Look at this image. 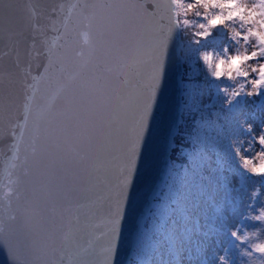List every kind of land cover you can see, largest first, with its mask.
Instances as JSON below:
<instances>
[{
	"label": "snow or ice",
	"instance_id": "6c2138e0",
	"mask_svg": "<svg viewBox=\"0 0 264 264\" xmlns=\"http://www.w3.org/2000/svg\"><path fill=\"white\" fill-rule=\"evenodd\" d=\"M37 6L0 0L3 264H120L122 221L181 66L158 194L133 230L147 251L129 248V264H264V0Z\"/></svg>",
	"mask_w": 264,
	"mask_h": 264
},
{
	"label": "water",
	"instance_id": "95a60500",
	"mask_svg": "<svg viewBox=\"0 0 264 264\" xmlns=\"http://www.w3.org/2000/svg\"><path fill=\"white\" fill-rule=\"evenodd\" d=\"M34 2L38 5L35 9L38 13L41 7L50 5V0H34ZM181 72L182 66L174 69L171 73L160 102L159 110L156 113L154 133L149 142L143 163L140 166V172L136 181V190L132 196V203L128 206L126 217L122 221V235L118 242L119 255L117 257L120 264H126L129 258L127 253L129 248L133 246V230L139 225V221L143 217L141 209L143 208L146 212L152 197L158 189L157 187L154 191V186L157 185L158 170L161 167L163 159L164 137L176 111L177 81L181 76ZM7 155H10L8 152V141H4L3 144H0V178H2L3 159ZM3 262V254H0V264H3Z\"/></svg>",
	"mask_w": 264,
	"mask_h": 264
},
{
	"label": "rangeland",
	"instance_id": "374dc122",
	"mask_svg": "<svg viewBox=\"0 0 264 264\" xmlns=\"http://www.w3.org/2000/svg\"><path fill=\"white\" fill-rule=\"evenodd\" d=\"M249 2H251V0H249ZM189 18H190V19H191V18L193 19V16L190 15ZM190 30H191V29H189V32L191 33ZM194 31H196L195 28H193L192 32H194ZM192 39H195V38L192 37ZM208 50H209V49H208ZM241 50H243V49H241ZM183 71H184V70H183ZM186 71H187V70H186ZM186 71H185V72H182V74L186 73ZM250 158L253 159V162H254V163H258V161L255 159V154H254V153H253V155H252ZM258 190H259V189L257 188V191H258ZM261 201H264V197H261ZM261 207H262V204H261V203H257V204H256V211L259 212V211L261 210ZM245 231H246V232H254V231H258V227H257V228H247V229H245ZM158 239H160V238L158 237ZM260 240H264V236H261V237H260ZM253 242H254V243H255V242H259V240H256L255 238H253ZM169 243H172V242H171V241H168V237H167V236H163V238L160 239V243H159L160 250H161V251H164V252H166V253H167V252H171L173 249H172L171 247L168 246ZM137 250H140L142 255L144 254L145 251H147V250H145V249H142L141 246H138V249H137ZM136 253H137V251H136ZM136 253H135V258H136ZM157 259H159V256H157Z\"/></svg>",
	"mask_w": 264,
	"mask_h": 264
},
{
	"label": "trees",
	"instance_id": "16d2710c",
	"mask_svg": "<svg viewBox=\"0 0 264 264\" xmlns=\"http://www.w3.org/2000/svg\"><path fill=\"white\" fill-rule=\"evenodd\" d=\"M192 19V18H191ZM193 20H197V18H195L194 16H193ZM197 22H202V21H199V20H197ZM192 30H193V28H191V32H192ZM183 72H185L186 70H187V68L185 67V66H183ZM157 194H158V192H157ZM143 224H144V218L142 219V221H141V226H143ZM138 246L139 245H136V244H134V248H133V251H132V254H131V257L132 258H135V253H136V251H137V249H138ZM130 259V258H129ZM127 264H129V260H128V262H127Z\"/></svg>",
	"mask_w": 264,
	"mask_h": 264
}]
</instances>
